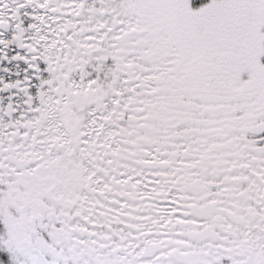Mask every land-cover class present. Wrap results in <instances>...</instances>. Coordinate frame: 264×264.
<instances>
[{"label": "snow or ice", "instance_id": "1", "mask_svg": "<svg viewBox=\"0 0 264 264\" xmlns=\"http://www.w3.org/2000/svg\"><path fill=\"white\" fill-rule=\"evenodd\" d=\"M0 264H264V0H0Z\"/></svg>", "mask_w": 264, "mask_h": 264}]
</instances>
